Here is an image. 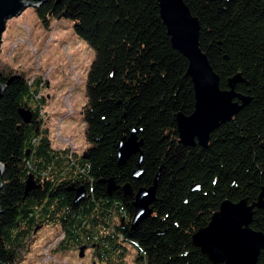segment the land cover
Returning a JSON list of instances; mask_svg holds the SVG:
<instances>
[{
    "label": "trees",
    "instance_id": "obj_1",
    "mask_svg": "<svg viewBox=\"0 0 264 264\" xmlns=\"http://www.w3.org/2000/svg\"><path fill=\"white\" fill-rule=\"evenodd\" d=\"M184 1L199 19L200 46L221 89L239 75L243 82L236 93L249 99L247 105L237 100L240 112L212 133L206 148L179 138L177 115L194 112L195 91L188 60L173 47L157 0H49L36 8L47 28L52 19H70L75 34L95 51L84 108L91 148L75 160L69 150H54L48 132L37 125L40 108L30 106L36 96L28 81L17 76L7 86L0 101L1 262L15 264L37 222H55L59 215L67 233L77 236L72 244L94 237L104 243L110 254L105 264L125 262L126 244L138 250L137 264H213L193 244V235L224 201L253 204L264 188V0ZM10 78L0 75V83ZM21 108L33 113L29 124ZM134 130L143 141L139 181L133 178L139 155L123 166L118 161L119 144ZM30 174L35 180L47 176L52 192L26 196ZM158 174L155 216L122 229L121 220H132L135 212L123 187L130 184L137 193ZM112 179L118 189L109 194ZM81 187L85 200H78ZM251 227L264 233V210L256 209ZM100 229L107 237L96 234ZM258 264H264V251Z\"/></svg>",
    "mask_w": 264,
    "mask_h": 264
},
{
    "label": "water",
    "instance_id": "obj_2",
    "mask_svg": "<svg viewBox=\"0 0 264 264\" xmlns=\"http://www.w3.org/2000/svg\"><path fill=\"white\" fill-rule=\"evenodd\" d=\"M49 0H0V53L7 27V21L21 16L32 9H36ZM161 18L171 37L173 47L181 52L188 60V76L191 78L195 91L194 112L186 116L177 115V127L180 141L194 147H208L212 133L222 125L231 121L240 112L249 99L236 93V85L243 82L238 75L229 80L228 89H221V79L214 71L207 55L200 46L201 25L194 17L184 0H157ZM61 19V17L59 18ZM17 77L8 81L7 85L0 83V101L6 88ZM19 114L23 121L29 124L32 121V112L21 108ZM138 131L134 130L129 137L122 139L119 144V165H125L128 160L139 155L138 170L133 174L136 181L141 180L144 173L141 171L143 161V141L139 140ZM4 167L0 164V192L3 189ZM158 174L149 188H141L136 193L130 184L123 187L126 196L133 198L134 218L132 228H137L145 219L154 214L151 205L156 201ZM108 193L118 189L112 179ZM38 188L36 180L30 174L25 182V195ZM85 195V189H78V200ZM256 209L264 210V188L257 200L250 204L244 199L240 202L224 201L217 212L213 214L209 224L197 231L193 237V244L213 264H258L264 251V233L255 231L253 223ZM0 209V215H1ZM84 249H81V255ZM0 264H5L0 261Z\"/></svg>",
    "mask_w": 264,
    "mask_h": 264
},
{
    "label": "rangeland",
    "instance_id": "obj_3",
    "mask_svg": "<svg viewBox=\"0 0 264 264\" xmlns=\"http://www.w3.org/2000/svg\"><path fill=\"white\" fill-rule=\"evenodd\" d=\"M95 58L94 49L75 34L70 19H52L47 28L34 8L7 21L0 75L21 76L28 81L36 96L30 106L34 110L40 108V117L55 150H69L79 156L91 148L84 108L88 103V76ZM60 235L59 227L47 228L25 243L15 264H78L75 263L78 253L56 251ZM125 248L126 264H137L136 247L126 244Z\"/></svg>",
    "mask_w": 264,
    "mask_h": 264
},
{
    "label": "flooded vegetation",
    "instance_id": "obj_4",
    "mask_svg": "<svg viewBox=\"0 0 264 264\" xmlns=\"http://www.w3.org/2000/svg\"><path fill=\"white\" fill-rule=\"evenodd\" d=\"M32 119H33V113H32ZM36 122H37L38 127L43 129L44 131L48 132V130L44 128L45 121L42 119V117L39 116V118H37ZM49 134L50 133L48 132V135ZM49 137H50V135H49ZM63 141H65V140H63ZM51 146H52V143H51ZM88 150L85 151L82 155H79V157L83 156V155L85 157L88 156V154H87ZM64 151H66V150H64ZM73 156H72V158L74 160H75V157H78L76 155H73ZM74 182L75 181H71V183L69 185V189H68V192L71 195L74 193V190L76 188V184ZM36 184H37L38 188L32 192L41 191L44 194H48V193L52 192V186H51V183L49 182L47 176L43 175L42 177L38 178L36 180ZM75 194H76V192H75ZM90 196H91V198L93 197V195H90ZM87 198H88V193L85 190V195L82 198V200H85ZM45 203H46V201L43 204H45ZM70 214H72V213H70ZM58 216L59 215L54 216V217H56V219H53L54 217H52V219L55 222L48 221V220L47 221L40 220V222H37L36 226L33 229L32 234H31L30 240L36 239L39 236V234L43 233L47 228H49L51 226L52 227L57 226V227H59V231L61 233L60 239L56 243V251H58V253L62 254L63 252H66V251L78 253L79 256L77 257V259H75V263L78 262V264H105L103 259L108 257L110 254L107 251L105 252L106 249L103 246L104 243H101L100 241L97 240L96 237H94V239L90 240L89 242H83V243L77 244V245L72 244V242L77 239L76 238L77 236L75 234H72V233H67V231L65 230V227L63 225V222H61V220ZM153 216H155V213L152 215V217ZM133 218H134V215L132 216V220L124 217V219L121 220V222H122L121 228L123 229V228L127 227V225L129 224V221L130 222L133 221ZM72 220H73L72 215L69 218H67L66 224L69 225L68 228L70 226L71 227L73 226L74 223ZM89 226H90V228H88L86 233L91 236L93 234V229H92L93 224L90 223ZM97 227H98V225H97ZM105 231H106V229L105 230L100 229L96 234L99 236L101 235V236L107 237L108 233ZM55 236H58V234H55ZM106 237H104V239H103L104 241H106ZM82 248L84 249V252L82 253V256H80ZM122 264H126V261L123 262Z\"/></svg>",
    "mask_w": 264,
    "mask_h": 264
}]
</instances>
